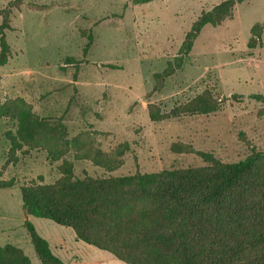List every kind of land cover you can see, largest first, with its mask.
<instances>
[{
  "label": "rangeland",
  "instance_id": "rangeland-1",
  "mask_svg": "<svg viewBox=\"0 0 264 264\" xmlns=\"http://www.w3.org/2000/svg\"><path fill=\"white\" fill-rule=\"evenodd\" d=\"M223 1L0 0L8 45L7 62L0 65V107L25 102L69 139L87 132L103 151L123 153L114 172L69 156L80 178L205 166L198 153L237 163L252 149L264 151V104L254 98L264 96V0H235L231 15L206 26L183 67L149 96L153 75L178 56L201 14ZM255 25L261 36L250 48ZM205 90L224 99L217 113L150 121L149 104L169 112ZM16 125V117L0 115V182H14L0 189V245L17 246L32 264H42L24 225L29 219L66 264H126L77 240L70 228L24 215L20 188L54 183L64 159L51 162L27 142L14 151L7 134ZM175 143L195 153H173Z\"/></svg>",
  "mask_w": 264,
  "mask_h": 264
},
{
  "label": "trees",
  "instance_id": "trees-1",
  "mask_svg": "<svg viewBox=\"0 0 264 264\" xmlns=\"http://www.w3.org/2000/svg\"><path fill=\"white\" fill-rule=\"evenodd\" d=\"M158 0H133L136 5ZM237 2L225 0L203 12L186 34L178 56L153 75L149 94L160 92L165 81L183 67L201 31L220 24L231 15ZM255 25L250 48L260 40ZM90 46V43L89 45ZM0 65L6 64L8 45L0 29ZM74 59H67L73 62ZM264 104V96H254ZM224 99L205 90L169 112L149 104L151 122L217 113ZM0 115L16 117L14 132L7 138L14 151L24 142L39 147L51 162L62 159L61 176L54 183L40 182L20 188L26 217L48 219L70 228L77 240L109 253L126 264H264V151L252 149L237 163H224L211 153H198L202 167L137 172L121 177H76L74 161H88L114 172L123 165V153L105 152L83 132L69 139L48 119H40L25 102L10 101ZM173 153H195L183 143L172 145ZM14 182H0L10 189ZM25 228L42 264H66L57 257L31 220ZM0 264H32L17 246L0 245Z\"/></svg>",
  "mask_w": 264,
  "mask_h": 264
}]
</instances>
